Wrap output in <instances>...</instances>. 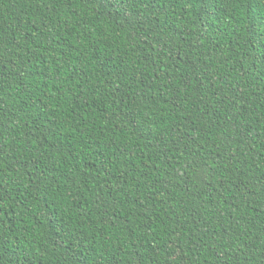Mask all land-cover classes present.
I'll use <instances>...</instances> for the list:
<instances>
[{
    "label": "trees",
    "instance_id": "trees-1",
    "mask_svg": "<svg viewBox=\"0 0 264 264\" xmlns=\"http://www.w3.org/2000/svg\"><path fill=\"white\" fill-rule=\"evenodd\" d=\"M0 264H264V0H0Z\"/></svg>",
    "mask_w": 264,
    "mask_h": 264
}]
</instances>
